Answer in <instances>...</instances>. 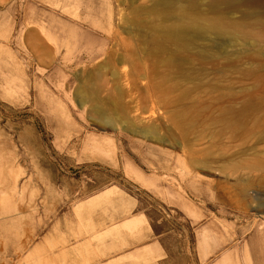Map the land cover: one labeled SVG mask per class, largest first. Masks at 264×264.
I'll return each instance as SVG.
<instances>
[{"label": "rangeland", "instance_id": "obj_1", "mask_svg": "<svg viewBox=\"0 0 264 264\" xmlns=\"http://www.w3.org/2000/svg\"><path fill=\"white\" fill-rule=\"evenodd\" d=\"M179 3L0 0V264H62L70 211L109 187L161 264H264V0H198L223 31L183 46Z\"/></svg>", "mask_w": 264, "mask_h": 264}, {"label": "crops", "instance_id": "obj_2", "mask_svg": "<svg viewBox=\"0 0 264 264\" xmlns=\"http://www.w3.org/2000/svg\"><path fill=\"white\" fill-rule=\"evenodd\" d=\"M107 189L87 196L73 207L71 214L79 216H73L72 225L74 230L79 227L80 235L65 238L56 257L62 258V264H161L160 255L165 252L152 220L144 213H126L121 205L114 204L116 198H105ZM119 196L121 200L125 197Z\"/></svg>", "mask_w": 264, "mask_h": 264}, {"label": "bare ground", "instance_id": "obj_3", "mask_svg": "<svg viewBox=\"0 0 264 264\" xmlns=\"http://www.w3.org/2000/svg\"><path fill=\"white\" fill-rule=\"evenodd\" d=\"M255 1H257V0H208L209 3L207 4V6H208V8H210L212 10H216L221 5H230V4H235V3H239V2H255ZM174 2H175V0H158V5L160 7L161 14L163 15V17H165L169 14V11L172 9ZM197 2H198V0H185V3H183V4L179 3V4L174 6V7L178 8L177 18L179 19V25H178L179 27L177 29H173V30L167 32L165 34V37L167 39L169 38V39H172L173 41H179V43H181L180 45L183 46L182 40L186 39L185 30H187V29L193 30V32H196V33L197 32L203 33V32H206L208 30L215 31L217 33H220L223 31L224 26H223V24L219 18H217V17L216 18L215 17H210V18L198 17V16H194L192 14L191 7L193 5H196ZM157 48L162 49L163 45L159 44ZM103 78H105V77H103ZM144 119L141 118L140 119L141 122ZM148 119L146 118L144 121L146 122ZM145 124H147V123H145ZM148 125L149 126H147L145 128V130H144V128L143 129L141 128V129L143 131L148 132L149 134H151L153 136L157 135L158 130L155 129V127H154L157 125H154V126H152V125L150 126V124H148ZM144 126H146V125H144Z\"/></svg>", "mask_w": 264, "mask_h": 264}]
</instances>
